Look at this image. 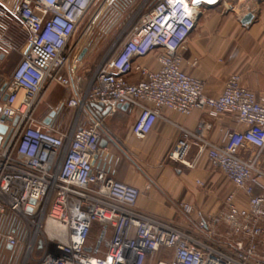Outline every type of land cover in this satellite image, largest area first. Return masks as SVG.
Returning <instances> with one entry per match:
<instances>
[{
	"label": "built area",
	"instance_id": "1",
	"mask_svg": "<svg viewBox=\"0 0 264 264\" xmlns=\"http://www.w3.org/2000/svg\"><path fill=\"white\" fill-rule=\"evenodd\" d=\"M221 3L18 1L12 14L26 33V42L6 85L7 98L0 102V125L6 127L0 142V225L4 226L0 236L9 248L23 245L25 264L36 248L40 252L36 264H144L160 249L172 252L171 264H254L258 247L264 246V168L257 165L264 151V102L241 85L238 75L228 77L220 96L208 97L202 81L182 69V53L202 9ZM91 8L96 10L94 20L110 8L120 16L129 11L124 23L130 28L118 36L117 47L95 70L83 95L67 102L78 116L67 132H61L36 119L35 113L44 86H68L65 72L80 61L70 44L75 35L91 33L93 20L87 18ZM154 52L157 70L136 63ZM131 73L139 77L135 84L127 80ZM92 103L136 108L132 134L137 139L151 131L162 109L183 116L195 110H206L215 118L234 115L243 129L226 131L219 145L200 138L195 145L200 153H207L211 167L244 195L247 208H238L231 193L225 199L226 211L209 221L200 220L197 227L206 231L223 223L238 240L223 244L207 232L205 242L197 241L137 212L140 191L94 169L103 135L101 122L91 118L86 127H77L80 114L87 113L86 106ZM246 145L258 154L244 160L239 151ZM186 149L181 141L169 158L186 164ZM180 208L190 211L187 205ZM94 226L98 238L92 241Z\"/></svg>",
	"mask_w": 264,
	"mask_h": 264
},
{
	"label": "crops",
	"instance_id": "2",
	"mask_svg": "<svg viewBox=\"0 0 264 264\" xmlns=\"http://www.w3.org/2000/svg\"><path fill=\"white\" fill-rule=\"evenodd\" d=\"M18 1L0 0V54L4 55L0 66L6 60L5 53L16 44L18 26L26 36L12 14ZM247 14H251L253 20L248 26H243L241 20ZM11 18L17 23L12 22ZM87 18L92 19V8ZM25 42L26 38L23 44L18 45L21 52L25 49ZM70 46L79 55L84 50L85 54L76 68L66 70L68 86H44L36 109L41 102L51 109H57L60 114L56 118L54 112L49 125L61 132H67L78 116L77 109L68 107L67 102L83 95L101 64L97 63L95 67L92 65V31L82 37L75 35ZM182 58L183 71L202 81L206 96H220L228 77L238 75L241 85L253 92L257 100L264 102V0H222L218 6L202 9L196 27L186 41ZM194 61L196 64L193 66ZM136 63L152 71L158 69L155 52L137 59ZM9 80H0V89L8 85ZM127 80L135 84L139 77L131 73L127 75ZM137 114V109L128 105L126 108H112L109 114L98 118L101 128L118 147L108 141L105 149L99 148L94 169L102 170L110 178L137 188L140 195L135 209L142 215L182 231L197 241L205 242L207 232L213 233L223 244L231 245L238 240L223 223L216 227L208 226L206 231H200L197 227L200 220L209 221L224 213L225 199L231 193H235L234 203L238 208H247V203L244 195L235 190L225 175L211 167L207 153H200L195 145L198 138L219 145L226 131L243 129L236 123L235 116L215 118L206 110H195L183 116L162 109L151 131L143 139H137L132 134ZM91 118L95 120L90 113L82 112L77 127L88 124ZM181 141L187 146L183 159L187 165L169 158ZM257 154L256 149L247 145L239 151V156L244 160ZM257 165L264 168V151ZM180 205H187L189 213H185ZM96 228L98 226H94L93 230ZM3 229L4 226L0 225V233ZM39 254L36 248L28 264L37 261ZM22 255L23 245L20 242L9 248L0 236V264H10ZM172 261V252L160 249L148 255L144 264H171ZM254 264H264V246L258 247Z\"/></svg>",
	"mask_w": 264,
	"mask_h": 264
},
{
	"label": "rangeland",
	"instance_id": "3",
	"mask_svg": "<svg viewBox=\"0 0 264 264\" xmlns=\"http://www.w3.org/2000/svg\"><path fill=\"white\" fill-rule=\"evenodd\" d=\"M132 10V9H131ZM130 10V11H131ZM96 10H92V15ZM129 11L123 13L120 16L119 13L114 12L113 9L107 10V12H103L100 19L94 20L92 18V65L95 67L97 63L108 61L109 57H111V51L113 52L117 47V39L118 36L127 32L130 28V25L126 27L125 23L128 19ZM127 16V17H126ZM11 21L15 24L17 23L13 18ZM125 22V23H124ZM135 24L132 22L131 25ZM26 36L21 31L20 27H17L16 30V46L14 45L10 51L5 53L6 60L0 66V80L6 82L9 80L11 73L14 67L20 62L22 53L19 50L18 45L23 44ZM41 100V99H40ZM40 107L36 111V119L43 120L49 112H55V117L60 114L57 112V109H51V107H47L44 102H41ZM81 127H86L87 124H80ZM91 240L95 241L98 238V230L95 229L91 233ZM26 260H23V256L18 257L16 260H13L10 264H25ZM37 261H31L30 264H36Z\"/></svg>",
	"mask_w": 264,
	"mask_h": 264
},
{
	"label": "water",
	"instance_id": "4",
	"mask_svg": "<svg viewBox=\"0 0 264 264\" xmlns=\"http://www.w3.org/2000/svg\"><path fill=\"white\" fill-rule=\"evenodd\" d=\"M253 20V16L251 14H247L242 20H241V24L243 26H248L251 21ZM85 54V50L79 55V60H81L83 58ZM4 58V55L3 54H0V61H2ZM5 89H6V86H3L1 89H0V102H4L7 98V94L5 93ZM121 107H128V105H116L115 108H121ZM92 109H94L95 111H93ZM111 106H104L103 104L101 103H92L88 106H86V112L90 113L94 118L95 120L100 117H104L106 116L107 114L110 113L111 111ZM0 111H1V105H0ZM55 113L54 112H51L50 115L48 117H46L44 120H43V123L45 125L49 124V122L51 121V118L54 117ZM3 119V118H1ZM14 124L16 123V119L14 120L13 122ZM100 131L102 132V134L104 135V139H101L100 142H99V148L101 149H105L106 148V144L108 141H111L115 146H117V144L111 139V137L103 130V128L100 129ZM6 132V127L4 125H0V142H1V136H3ZM118 147V146H117ZM33 203V201L31 202ZM100 242V239L98 241V244Z\"/></svg>",
	"mask_w": 264,
	"mask_h": 264
},
{
	"label": "bare ground",
	"instance_id": "5",
	"mask_svg": "<svg viewBox=\"0 0 264 264\" xmlns=\"http://www.w3.org/2000/svg\"><path fill=\"white\" fill-rule=\"evenodd\" d=\"M199 1H200V2H201V1H207V2H206L207 4H215L217 0H214V1H213V0H199ZM211 1H213V2H211ZM208 2H210V3H208ZM204 3H205V2H204Z\"/></svg>",
	"mask_w": 264,
	"mask_h": 264
},
{
	"label": "trees",
	"instance_id": "6",
	"mask_svg": "<svg viewBox=\"0 0 264 264\" xmlns=\"http://www.w3.org/2000/svg\"><path fill=\"white\" fill-rule=\"evenodd\" d=\"M113 11L115 12V10H114V9H113ZM139 20H140V19H138V20H136V21H135V24L133 25V27H135V26H137V25H138V23H139ZM0 97H1V95H0Z\"/></svg>",
	"mask_w": 264,
	"mask_h": 264
}]
</instances>
